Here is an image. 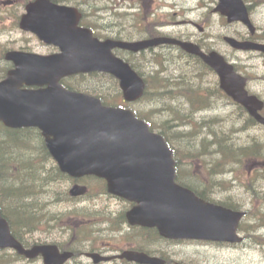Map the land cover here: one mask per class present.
I'll return each instance as SVG.
<instances>
[{
  "label": "rangeland",
  "instance_id": "1",
  "mask_svg": "<svg viewBox=\"0 0 264 264\" xmlns=\"http://www.w3.org/2000/svg\"><path fill=\"white\" fill-rule=\"evenodd\" d=\"M3 1L6 0H0V4ZM217 1L137 0L135 7H142L143 10L140 15H122L117 12L118 10H126V7L133 2L132 0H82L81 7L87 13L86 22L94 26L97 25L99 27L97 31L103 36L123 33L127 37H136L135 39H137L142 33L133 27L135 21L138 20L140 28L143 29L146 22L157 19L165 24L172 23L160 27V31L174 36H183L196 42H203L206 48L216 49L231 62L242 66L249 75H264V57L250 51H236L224 42L223 38L226 35L241 39L250 33L242 23H228L226 17L214 12L213 9ZM246 1L251 5L252 19L258 28V35H261L264 31V2L262 0ZM1 7L3 11L0 12V80L5 75L3 69H8L11 66V63L4 59V53L7 50L30 48L32 49L30 51L41 54L49 53L52 50L38 39L30 34H25L16 27V16H20L23 10L11 9V7L4 5H0ZM129 11H134V9ZM141 15L143 21L140 20L139 22ZM199 27H202L203 30ZM6 48L8 49L5 51ZM153 53H157L156 60L166 70L165 73H158L152 62L143 61L145 57L150 58L151 53H146V55L119 53L122 57L137 63L139 66L137 69L148 77L151 93L154 94L152 97L146 98L145 101L133 103V108L139 115L149 117L154 122L155 127H158L156 130H166V135L175 146L179 159L182 155L195 152L209 164H214L219 162L221 156L219 145L226 144L224 149H228V153L231 155L224 162L221 157V163L226 167L234 166L240 155L246 152L242 147L249 144L251 138L255 137L253 133L255 131L251 130L238 133V124L245 120V124L249 126L248 120L238 115L221 119L215 118V115L219 113L227 114L235 110V105L231 101H224L219 105L221 109L215 110L217 92L210 81L216 79L214 76H210L207 69L200 64L196 57L180 53L176 48L155 50ZM153 71L159 79L163 80H156V76L152 74ZM192 78H194L193 82L189 81ZM154 80H156L155 83ZM160 81L162 84H159ZM69 82L84 86L92 84V89L94 85H107L111 94L105 93L116 95L113 86L116 84L115 80L108 75H89L81 80L80 76H77ZM249 88L251 91L257 90L264 94V82L262 80L257 79L255 82H251ZM258 131L264 133L262 129H258ZM28 133H30L27 134L28 143L26 140L22 144L28 148L24 162L21 160L23 158L17 154L21 153L16 148L17 144L10 145L7 148L8 152L0 156L2 203L8 212L11 209L10 206H14L12 204L14 201L10 199L12 194H7V190H15L19 187L17 191L23 193L19 200L20 204L36 202L38 206L34 213L37 216L44 214L41 216V220L51 218L54 225L45 231L39 229L19 230V234L23 238L28 240L29 235L34 238L42 237L43 240L47 241H54V239L63 241L64 238L73 240L76 236L80 240H85L91 236V233L95 232L94 238L92 235L93 246L107 243V245L112 244L114 248H121L133 244L157 251L161 255L167 254L173 262L264 264V251L253 243L254 236L264 238V197L258 201L256 206L252 205L250 198L251 180L246 171L240 175L239 183H236L232 178L233 174H228L226 171L220 175L208 173L203 166H200V159L197 158L192 160L184 156L180 165L182 181L191 183L195 185V188L202 190L204 186L198 181V177L206 182H208V177H212L208 184L213 187L210 190L207 187L210 196H225L231 203H236V199H243L245 208L250 211L251 218L244 220L242 224V234L250 236V238L245 239L243 244L229 245L182 240H175L174 242L160 240L154 243L149 232L139 230L143 228L132 227L127 218L122 219V212L120 211L130 208V202L108 193L106 185L99 179L80 176L82 182L88 186V191L85 194H79L77 198H72L69 195V189L73 183L71 178H62L58 175L55 170L59 169L58 164L52 157H48L51 155L44 148L46 146H44L41 136L36 131ZM249 133L252 135L249 136ZM226 136L230 140L221 144L227 138ZM2 143L7 142L2 140ZM260 149L262 150V146ZM216 150L219 152L214 153ZM31 161L35 163L37 171L43 170L44 165L47 169L45 175H38L35 180L36 182L45 177L44 189H32L30 191L28 189V185L31 184L28 175L29 166L24 164ZM16 163H19L20 168H17ZM49 165H52V170H49ZM262 175L264 172H260L259 180L263 179ZM261 188L264 191V184ZM214 189L218 193L213 195V192L216 191ZM94 206L99 209H94ZM81 247L82 244L76 246L77 249ZM6 251L5 256H0V264H3L2 261L6 259V256H8L7 264H43L42 261L29 262L22 259L14 261L13 251L9 249ZM110 264L126 263L111 262Z\"/></svg>",
  "mask_w": 264,
  "mask_h": 264
},
{
  "label": "water",
  "instance_id": "2",
  "mask_svg": "<svg viewBox=\"0 0 264 264\" xmlns=\"http://www.w3.org/2000/svg\"><path fill=\"white\" fill-rule=\"evenodd\" d=\"M64 8L49 0H36L28 6L29 13L24 15L21 26L59 45L61 52L49 56L17 51L7 54L17 68L0 82V120L11 127L41 128L63 171L74 176L92 173L105 177L110 192L137 201L139 204L127 213L131 224L157 227L167 238L242 241L237 229L244 213L210 203L177 184L172 150L162 135L152 133L132 110L105 106L95 97L69 91L62 87L60 79L78 72H110L120 80L125 98L133 101L142 96L145 81L128 62L113 53V48L140 51L171 43L211 65L228 94L245 105L260 122H264L259 113L263 101L248 94L246 79L216 51L206 53L194 42L165 36L139 41H101L88 29L66 28ZM215 10L226 15L229 22L242 21L255 33L244 0H219ZM226 40L240 49L264 51V45L231 37ZM24 84H47L50 88L21 89ZM86 189L76 184L71 193L83 194ZM7 247L29 257L44 253L48 264L62 262L56 246L36 245L25 249L12 235L0 210V248ZM92 256L96 262L112 258L97 253ZM119 257L142 264L166 263L160 257L133 250Z\"/></svg>",
  "mask_w": 264,
  "mask_h": 264
},
{
  "label": "trees",
  "instance_id": "3",
  "mask_svg": "<svg viewBox=\"0 0 264 264\" xmlns=\"http://www.w3.org/2000/svg\"><path fill=\"white\" fill-rule=\"evenodd\" d=\"M197 59L201 62V60L199 58H197ZM81 76L85 77V75H81ZM194 78H192L189 81L193 82ZM155 79L156 80H163V79H159L158 75L155 77ZM156 80H154V83H155ZM64 83L66 85H69V83L66 80L64 81ZM159 84H162L161 81L159 82ZM114 97H115V99H105V100L107 101V103H113L115 105H120L121 103H123V100L121 98V93L119 91L116 90V95ZM0 127H1V130H0V146H1L0 147V156L8 152L7 148L10 145L17 144L16 148H17V150L19 149L20 152H21V153H17V154L23 158L21 160H23V162H24L25 156L28 153V148H27L26 145H22V144L26 140H27V143H28L27 134H30L28 132L33 133V130H29V129L28 130L10 129V128L5 127L1 123H0ZM3 134H4L5 137L3 136ZM165 135H166V133H165ZM6 136H8V137L6 138ZM166 137H167V135H166ZM2 140H5L7 143H2ZM229 140H230V138L227 137V138H225L223 140V142L221 144L227 143ZM219 146H220L221 156L219 157V162H217V163H221V157H222V161L224 162V160L228 159L229 155H231V154L228 153V149L227 150L224 149L226 144L225 145H219ZM216 152H219V151L216 150L214 153H216ZM184 156H186L188 158H191V159L197 158V159H200L201 162H203V157H201L199 154L194 152L191 155H182L180 157V159H179V156L177 155L179 163L183 160ZM48 157L51 158V156H48ZM210 159H212V158H210ZM237 162L241 166L244 165L243 161L240 158L237 160ZM19 163H16L17 168L18 167L20 168ZM24 165H28L29 166L28 167L29 168L28 175L30 176L29 179L31 180V182H30L31 184L28 185L29 191L32 190V189H44L43 188L44 187L43 183H44L45 177L43 179L42 178L38 179L36 182H35V180L38 178V175L42 176V175L46 174L45 170H47V169H45V165H44V169L41 170V171H37L38 169H37L35 163H33V161H31L30 163H26ZM52 165H53V163H52ZM52 165L51 166L49 165V168H50L49 170H52ZM55 170L57 171L58 175L61 176L62 178H69L67 175L62 173L59 169H55ZM39 173H41V174H39ZM18 188H16L15 190H13V189H8L7 190V194H12L11 195L12 198H10V199L12 201H14L12 203L14 206H10L11 209H9L8 212L4 208V205L2 203V199H0V206H1L2 210H3V212H4V216L9 220V222L12 225V228L14 229L15 232H16L17 229H19V230L28 229V228L31 229L38 222L44 221V220H41V216H44V214H40V215L37 216L34 213L35 208L38 206V204L36 202H32L31 204H28L27 202L20 204L19 200L21 199V196L23 195V193L21 194L20 191H17ZM2 190H3V188H2ZM1 198H2V193H1ZM8 203H9V199H8ZM17 204H18V206H16ZM227 205L230 206V207H234L233 205H230V204H227ZM42 218H44V217H42ZM6 252L7 251L4 250L3 253L0 254V256H5ZM7 259H8V256H6V259L2 261L3 264H5V262H7Z\"/></svg>",
  "mask_w": 264,
  "mask_h": 264
},
{
  "label": "flooded vegetation",
  "instance_id": "4",
  "mask_svg": "<svg viewBox=\"0 0 264 264\" xmlns=\"http://www.w3.org/2000/svg\"><path fill=\"white\" fill-rule=\"evenodd\" d=\"M8 1H13L14 3H10ZM21 0H7V1H3L2 4H7L9 5L10 7L12 6H16V4L18 2H20ZM59 2H63L62 0H59ZM65 3V2H64ZM70 4V3H68ZM1 5V4H0ZM81 25V24H80ZM134 25V24H133ZM148 25H153L154 29L157 25H159L158 22L156 21H152L151 23H149ZM82 26H85L87 28H90L92 29V26L90 24H86V25H82ZM137 26L134 25L133 27ZM99 37H103V35L101 33H99L98 31L95 32ZM252 40H257L256 38L255 39H252ZM164 47H157L156 50H161V49H166L168 48L166 45H163ZM24 50V49H23ZM58 51V50H57ZM155 51V48H151L147 51H143L141 53H138V54H142V55H146V53H151V55H156L157 53H153ZM54 52V50H51L50 53ZM56 52V51H55ZM119 52V51H118ZM126 53V52H125ZM258 55L262 56L260 53L256 52ZM137 55V54H136ZM264 57V56H262ZM146 60V61H145ZM150 58H144L143 61L145 62H150L149 61ZM257 79H259V77H257ZM251 82H255V80H251ZM262 82H264V78H262ZM254 84V83H253ZM46 87V86H44ZM69 88V87H68ZM78 88H82L83 91H87L89 92L91 95H92V91H105L107 93H110L111 94V91L108 88L107 85H94V88L92 89V84H89V85H73V87H70V89H76V90H80ZM257 92V93H256ZM149 93L146 97H144L145 99L146 98H150L152 97L154 94L151 93V90L150 88L148 89V91L146 92V94ZM250 93H256L260 98L264 99V94L262 92H259V91H255V92H250ZM145 95V94H144ZM141 102V101H140ZM264 111V109H263ZM259 136L261 138H263L264 140V133H260L258 132ZM264 164V161L263 159H260V160H256L254 161V163L252 164L251 166V171H255L257 168L260 167V165H263ZM118 198V197H117ZM121 199V198H120ZM134 204L130 205V207H132ZM95 208L94 209H99L98 207L94 206ZM129 209V208H128ZM127 209V210H128ZM127 210L125 209L124 211H120L122 212V219H126V214H127ZM121 218V216H120ZM151 235V237L154 239V243H157L160 241L159 238H156L155 236H153L151 233H149ZM92 235H93V238L95 237V232L91 233V236H89L87 239L85 240H80L78 239L76 236L73 238V240H69V239H66L64 238L63 241L61 240H57L56 239V244L59 248V251L62 253V254H67V256H65L62 260V264H110L111 262H116V263H126V264H135V262H131V261H128L127 259L125 258H118V257H114L112 258L111 260H101L99 262H96L95 261V258L92 256V253H98L100 254L101 256H115V255H119L121 254L122 252H125L127 250H139L141 249L142 247H139V246H135L133 244H129V245H126L125 247H121V248H114L111 245H107V243H104V245H95L93 246L92 244ZM95 241V239H94ZM34 243V242H33ZM37 242L34 243V245L36 244ZM80 244H82V247L80 249H77L76 246H79ZM154 253V252H153Z\"/></svg>",
  "mask_w": 264,
  "mask_h": 264
}]
</instances>
